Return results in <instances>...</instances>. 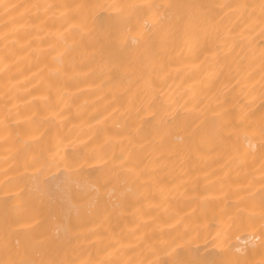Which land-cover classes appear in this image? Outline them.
Listing matches in <instances>:
<instances>
[{
  "label": "bare ground",
  "instance_id": "1",
  "mask_svg": "<svg viewBox=\"0 0 264 264\" xmlns=\"http://www.w3.org/2000/svg\"><path fill=\"white\" fill-rule=\"evenodd\" d=\"M0 264H264V0H0Z\"/></svg>",
  "mask_w": 264,
  "mask_h": 264
}]
</instances>
